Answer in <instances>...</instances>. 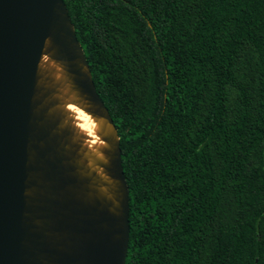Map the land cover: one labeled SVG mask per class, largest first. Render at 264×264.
<instances>
[{"label":"trees","instance_id":"16d2710c","mask_svg":"<svg viewBox=\"0 0 264 264\" xmlns=\"http://www.w3.org/2000/svg\"><path fill=\"white\" fill-rule=\"evenodd\" d=\"M118 135L124 264H264V0H62Z\"/></svg>","mask_w":264,"mask_h":264},{"label":"water","instance_id":"95a60500","mask_svg":"<svg viewBox=\"0 0 264 264\" xmlns=\"http://www.w3.org/2000/svg\"><path fill=\"white\" fill-rule=\"evenodd\" d=\"M127 241L118 135L62 0H0V264H124Z\"/></svg>","mask_w":264,"mask_h":264},{"label":"bare ground","instance_id":"6f19581e","mask_svg":"<svg viewBox=\"0 0 264 264\" xmlns=\"http://www.w3.org/2000/svg\"><path fill=\"white\" fill-rule=\"evenodd\" d=\"M69 109L72 111V113L74 114V119L77 122L75 124V126L80 130L83 131L84 133H86L89 137H91L92 139H94L95 137L93 136V123L92 121L89 119V117L84 114L82 111L73 108V107H69Z\"/></svg>","mask_w":264,"mask_h":264}]
</instances>
